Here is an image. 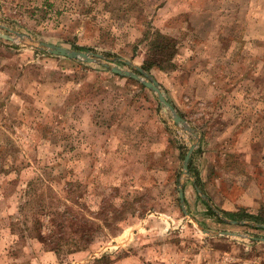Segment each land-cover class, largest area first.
I'll return each mask as SVG.
<instances>
[{
  "label": "rangeland",
  "instance_id": "374dc122",
  "mask_svg": "<svg viewBox=\"0 0 264 264\" xmlns=\"http://www.w3.org/2000/svg\"><path fill=\"white\" fill-rule=\"evenodd\" d=\"M263 198L264 0H0V264H264Z\"/></svg>",
  "mask_w": 264,
  "mask_h": 264
},
{
  "label": "water",
  "instance_id": "95a60500",
  "mask_svg": "<svg viewBox=\"0 0 264 264\" xmlns=\"http://www.w3.org/2000/svg\"><path fill=\"white\" fill-rule=\"evenodd\" d=\"M2 36L11 38L8 35H2ZM38 46L40 48L47 49L51 53L67 56L69 58L84 59V60H87L89 62H96V61H102V60L104 61L105 60L104 61L105 66H109V63L111 61L110 58H106V57H104L100 54H97V53H93V52L86 53V52H82V51H78V50H71L67 47L59 46V45L52 44V43L38 42ZM120 59L123 60L124 62L130 64V61H128V60L122 59V58H120ZM139 70L142 73V75L134 73V72H130V71H124V70L117 68V67L112 68V71L115 73L123 74L126 76H131L133 78H136L137 80L142 81L147 87H149L152 90H154L155 92H157L159 99L161 101V104L165 108H169L171 111H174V107H173L172 103L167 99L164 92L161 90L159 83L157 81H155L145 70H143L141 68H139ZM174 114H175V120L179 122L181 120V117L177 113H174ZM193 149H194V146H192L189 149V151L185 157L184 168L186 171L188 170L189 161H190V157H191ZM179 191H180V197H181L182 203H184V201H183L184 200L183 188L180 187ZM232 222L239 223V222H243V221H232ZM258 225L261 227H264V224H258ZM198 226L202 230L207 232V230L205 228H203L201 225L198 224ZM261 240H264V238H261Z\"/></svg>",
  "mask_w": 264,
  "mask_h": 264
},
{
  "label": "trees",
  "instance_id": "16d2710c",
  "mask_svg": "<svg viewBox=\"0 0 264 264\" xmlns=\"http://www.w3.org/2000/svg\"><path fill=\"white\" fill-rule=\"evenodd\" d=\"M175 42L177 43V40L174 37L159 33V39L155 40L153 42L152 49L154 48L155 52L157 54L161 55L162 57H166V59L167 58L170 59L175 54ZM171 45L174 46V48H171L170 47ZM144 66H145L146 69L150 70L154 66V62H152L151 60L147 59L145 61V65ZM233 214H234V216H240V217H245V218H253V219H255V220L259 221V222H263L264 223V216L251 215L244 208H240L239 211H237L236 213H233ZM67 227H72V226L70 224V225H67ZM63 231H65V230H63ZM76 232H77V230H76ZM55 239L56 240H54L53 243H55V245H59V246H55V248H52V249L55 250V251H58L61 248V245H62L60 242H63L64 240H62L61 238H55ZM86 241H88V240H86ZM69 243H74L75 245H77V240L69 242Z\"/></svg>",
  "mask_w": 264,
  "mask_h": 264
},
{
  "label": "crops",
  "instance_id": "0c3cea01",
  "mask_svg": "<svg viewBox=\"0 0 264 264\" xmlns=\"http://www.w3.org/2000/svg\"><path fill=\"white\" fill-rule=\"evenodd\" d=\"M263 201H264V198H263ZM252 206L254 207V209H256L258 211L256 204H253Z\"/></svg>",
  "mask_w": 264,
  "mask_h": 264
}]
</instances>
